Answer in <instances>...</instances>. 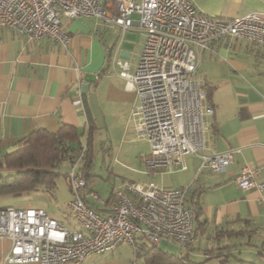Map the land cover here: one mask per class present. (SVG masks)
I'll use <instances>...</instances> for the list:
<instances>
[{"label": "crops", "instance_id": "0c3cea01", "mask_svg": "<svg viewBox=\"0 0 264 264\" xmlns=\"http://www.w3.org/2000/svg\"><path fill=\"white\" fill-rule=\"evenodd\" d=\"M192 1L200 9L225 18L254 11L264 18V0ZM63 25L72 36L67 47L46 37L31 40L11 27L0 25V151L3 153L13 150L20 138L36 128L56 131L67 124L88 133L90 127L97 128L99 118L106 112L121 114L134 132V125L131 127L129 122L138 94L132 82L120 74L117 61L128 60L129 72H136L145 32L137 26L122 32L119 27L92 17L63 18ZM109 66L111 71H107ZM102 75L110 79L104 87L99 83ZM197 75L214 87L210 103L215 112L209 118L206 152L232 149V162L227 171L214 172L208 167L200 168L199 156L186 155L185 169L147 170L158 184L189 186L186 202L195 211V240L174 253L187 255L195 264H239L237 257H243L235 255L241 251L238 246L224 251L231 253L224 262L223 256L217 255V248L248 240L258 254L264 255V190L244 189L234 181L243 167L248 166L259 168L258 181L264 182V45L221 36L213 40L211 49L202 51ZM134 150L144 161L150 145L136 143ZM125 180L128 179L122 181ZM118 186L112 187L107 200ZM91 191L100 195L88 183L87 200L104 211L94 203ZM69 192L71 199L70 187ZM46 193L53 196L52 192ZM24 202L16 201L14 206H31ZM67 203L63 210L55 205L40 207L70 228H79ZM226 230L237 233L222 234ZM137 239L140 247L147 241L140 234ZM10 245L8 238L0 237V264H38L3 262V251ZM143 252L123 242L105 253L90 254L79 263L70 260L63 264H145Z\"/></svg>", "mask_w": 264, "mask_h": 264}, {"label": "built area", "instance_id": "2783aa9c", "mask_svg": "<svg viewBox=\"0 0 264 264\" xmlns=\"http://www.w3.org/2000/svg\"><path fill=\"white\" fill-rule=\"evenodd\" d=\"M92 17L119 27L137 26L146 34L136 72L118 60L122 74L138 94L132 110L137 134L150 144L144 158L149 171L185 169L186 155L201 158L200 168L227 171L233 150L207 153L209 118L215 109L197 75L203 50L221 36L264 45V18L258 12L225 18L200 9L192 0H0V25L31 40L49 38L69 46L72 36L63 18ZM79 78L82 79L81 74ZM86 145H82L65 177L72 192L67 207L79 228H70L40 206H0V237L11 241L3 262L63 264L128 242L139 250L137 236L159 244L186 247L195 240L194 208L187 204L189 186L125 180L111 201L96 191L86 195ZM259 168L244 166L234 181L244 189L258 187Z\"/></svg>", "mask_w": 264, "mask_h": 264}, {"label": "trees", "instance_id": "16d2710c", "mask_svg": "<svg viewBox=\"0 0 264 264\" xmlns=\"http://www.w3.org/2000/svg\"><path fill=\"white\" fill-rule=\"evenodd\" d=\"M202 87L210 101L214 87L207 82H203ZM92 129V127L89 128L86 141L87 150L84 166L87 171V179H89V168L93 161ZM82 135L84 132L80 131L79 128L67 124H63L56 131L36 128L20 138L13 150L4 153L0 151V195L20 196L39 188L46 192H52L57 186L58 177L62 174L60 171L61 164L72 162L82 147ZM3 169H7L8 173H2ZM113 198L114 193L108 201L113 200ZM231 233H237V231L226 230V232H222L224 235H232ZM241 244L227 243L217 248V255L223 256L221 261H227L231 253L224 251L227 248H237ZM243 244L250 245V242L247 240ZM141 247H139V252L144 250L142 255L145 264H195L187 255L170 252L157 243L146 241ZM237 258L239 264H257L252 260Z\"/></svg>", "mask_w": 264, "mask_h": 264}, {"label": "rangeland", "instance_id": "374dc122", "mask_svg": "<svg viewBox=\"0 0 264 264\" xmlns=\"http://www.w3.org/2000/svg\"><path fill=\"white\" fill-rule=\"evenodd\" d=\"M108 69L107 71H111L110 69L112 68L109 66ZM102 77L99 83L101 87H104L108 81L110 82V79L103 75ZM99 119L96 125L97 128L92 130L91 135L93 161L89 168V173L91 175L88 181L89 186L95 187L101 197L106 199L112 187L118 186L119 184L121 185L123 179L155 182V179L148 174L146 164L140 157V154H138V151L135 152L134 150V145L136 143L137 146H146L149 142L137 134L133 117L130 118L131 122H129V125H131V127L134 125V132L131 131L130 127H127L128 121L119 113L113 115L110 112H106V114L104 116L102 115ZM81 138L83 145H86L87 133L82 135ZM70 163L63 162L61 164L60 171H62V174L58 177L57 186L52 191L53 196L47 195L46 191L40 188L26 192L21 196L3 194L0 195V206L17 205L14 204V202H24L25 200L24 203L26 205H41L45 207L55 205L60 206L63 210L65 203L70 200L69 185L64 174L70 169ZM141 170L144 173L141 174ZM2 173H8V170L3 169ZM43 194L46 195V199L42 196ZM50 197H52V199H50ZM159 245L172 252H179L181 248L179 244L168 241H161ZM238 249L241 251L238 250L235 252L236 256H241L245 258V260L255 261L258 264H264V255L258 254V250L255 246L243 244L240 245Z\"/></svg>", "mask_w": 264, "mask_h": 264}]
</instances>
